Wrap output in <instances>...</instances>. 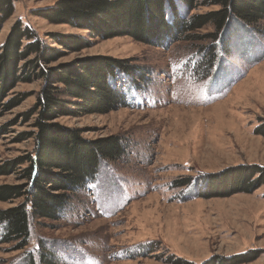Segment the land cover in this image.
I'll return each mask as SVG.
<instances>
[{
	"label": "rangeland",
	"instance_id": "rangeland-1",
	"mask_svg": "<svg viewBox=\"0 0 264 264\" xmlns=\"http://www.w3.org/2000/svg\"><path fill=\"white\" fill-rule=\"evenodd\" d=\"M55 1L18 0L0 29V43L21 19L48 42L46 35L53 32L90 39L89 47L70 51L52 65L106 56L126 60L145 75L128 92V105L56 118L85 140L120 137L124 152L104 161L96 178L70 196L59 220H32L24 249L0 244V264H26L30 256L44 264L38 261L42 251L53 255L48 264H175L178 257L201 264L210 256L249 249H258L260 257L248 264H263L264 185L251 193L204 198L187 196L190 187L174 183L183 177L198 181L235 165L264 166V135L257 131L264 125V34L236 21L225 36L228 44L220 48L214 41V49L210 23L163 47L126 36L94 38L38 14ZM211 2L197 0L182 16L219 9ZM43 83L41 78L19 82L2 100L1 105L24 98L9 110L0 106V165L32 154L36 113L30 112ZM27 165L0 175V185H27L22 178ZM19 202L0 200V209ZM139 245L152 252L140 255Z\"/></svg>",
	"mask_w": 264,
	"mask_h": 264
},
{
	"label": "trees",
	"instance_id": "trees-1",
	"mask_svg": "<svg viewBox=\"0 0 264 264\" xmlns=\"http://www.w3.org/2000/svg\"><path fill=\"white\" fill-rule=\"evenodd\" d=\"M210 1L219 9L186 19L183 13L192 11L197 0H56L39 9L38 14L52 24L87 30L89 37L126 36L160 47L209 23L214 26V32L208 36L213 41V49L214 41L220 48L228 44L225 38H229L236 21L264 34V0ZM16 2L18 0H0V29L12 16ZM46 36L50 43L31 25L16 19L0 43L2 108L9 110L24 100L13 98L1 105L15 84L39 78L44 82L35 108L30 112V115L36 113L33 155L0 165V175H9L13 167L28 161L22 177L28 180L27 185H0V200L21 199L12 207L0 209V244L11 243L13 250L26 247L32 220H59L70 196L96 178L104 161L115 160L124 152L120 137L110 135L85 140L78 129L65 128L56 118L103 114L128 105V92L138 88L139 80L145 75L141 68L129 65L126 60L106 56H85L52 65L66 53L80 51L91 43L89 38L74 33L53 32ZM190 37L195 36H187ZM208 58L212 62L215 56L211 53ZM208 63L204 69H208ZM2 130L0 128V132ZM257 131L264 135V125ZM174 184L189 186L191 191L187 196L215 198L246 194L264 185V166L235 165L199 176L198 181L183 177ZM150 252L151 247L139 245L140 255ZM52 256L47 251L39 252L38 261L48 264ZM259 257L258 249H249L230 256H210L201 264H248ZM25 261L35 264L31 256ZM174 262L188 264L179 257Z\"/></svg>",
	"mask_w": 264,
	"mask_h": 264
}]
</instances>
